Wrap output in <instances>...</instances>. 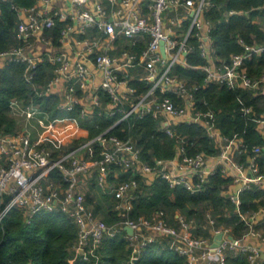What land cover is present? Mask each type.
I'll list each match as a JSON object with an SVG mask.
<instances>
[{
    "label": "built area",
    "instance_id": "obj_1",
    "mask_svg": "<svg viewBox=\"0 0 264 264\" xmlns=\"http://www.w3.org/2000/svg\"><path fill=\"white\" fill-rule=\"evenodd\" d=\"M210 6L211 0H38L31 7L16 8L17 43L0 52V69L6 62L26 64L24 78L35 97L58 96L61 112H76L85 118L107 112L121 118L102 133L83 140L87 132L76 119H53L34 98L29 102L11 99L10 114L20 130L15 134L0 131V225L12 210L22 211L28 224L38 213L61 211L78 228L70 264L78 257L87 262L98 260L103 241L119 236L129 243L131 264L158 238H168L170 248L185 257L186 264H226L228 254H244L248 264H264V206L245 214L240 200L245 190H264V173L258 163L264 147L245 143L239 134L223 136L215 114L196 109L197 88L173 74L177 66L200 68L206 83L264 93V74L252 79L245 68V62L263 53L264 46L246 47L244 53L219 65L213 55L211 23L205 19ZM56 27H60V38L55 43L52 31ZM193 37L198 39L206 61L200 67L187 61ZM44 63L51 65L53 75L39 87L36 69ZM134 80L147 82L150 88L137 95L130 84ZM101 93L108 96L107 102L101 100ZM242 112L250 115L253 109L243 108ZM146 114L159 120L160 128L172 138L177 136L176 125H201L219 153L189 156L180 145L175 158L157 160L154 167L144 163L133 139H121L111 130L133 115ZM253 121L264 132V118ZM69 122L79 131L71 142L67 138L63 142L58 135ZM113 167L143 176L148 185L160 176L171 188L183 187L191 194L201 192L209 176L220 168L232 179L227 196L246 229L235 237L231 228L217 225L210 213L207 238L195 236V221L183 216H178V228L167 223L162 211L150 219H132L129 214L139 182L135 177L120 180ZM91 182L114 196L112 209L118 221L108 224L95 215L87 199ZM127 227L132 228V235ZM219 234L222 238L217 242Z\"/></svg>",
    "mask_w": 264,
    "mask_h": 264
},
{
    "label": "trees",
    "instance_id": "obj_2",
    "mask_svg": "<svg viewBox=\"0 0 264 264\" xmlns=\"http://www.w3.org/2000/svg\"><path fill=\"white\" fill-rule=\"evenodd\" d=\"M37 2L38 0L0 2V52L17 43L15 35L19 18L16 8H28ZM205 19L211 23L213 55L219 65L228 62L232 55L244 53L246 47L264 46V0H211ZM52 35L56 43L60 38V27H56ZM190 43L193 50L187 55L189 65L203 66L206 61L201 56L198 39L193 37ZM245 68L252 79L260 78L264 74V52L248 59ZM25 69L26 64L19 62H6L0 69V131L15 134L20 130L18 121L10 114L9 103L13 98L25 102L34 98L35 104L53 119H76L79 126L87 132V137L83 140L102 133L121 118V115L110 116L107 112H96L92 118L81 117L76 112H61L58 109V96L35 97L33 88L25 81ZM173 74L189 87L197 88L194 94L196 109L202 112L212 111L223 136L230 138L239 134L245 143L264 147V132L261 133L253 121L257 117L264 118L263 92L231 88L217 82L206 83V75L200 68L177 66ZM52 75L51 65L41 64L36 69V85L43 86ZM130 84L137 90V95L150 88L147 82L134 80ZM169 94L167 95L175 99V96ZM101 96L104 103L108 101L107 95L101 93ZM250 107L253 112L245 115L242 109ZM160 126V121L151 114L143 117L133 115L112 129L111 133L121 139L132 138L141 151V160L152 167L157 160L175 158L180 145L189 156L203 153L210 157L219 153L217 144L199 124L176 125L175 138L167 135ZM181 139L182 142L179 141ZM258 163L264 173V155L258 159ZM113 169L120 173V180L135 177L139 182L134 207L129 214L132 219H150L162 211L167 223L178 228V216H183L188 221H195V236L207 238L209 228H204V225H208L207 215L210 213L217 225L231 228L235 237L246 229L245 223L236 214L235 204L227 196L232 179L225 176L220 168L209 176L203 190L197 194H191L183 187L171 188L160 176L155 177L148 185L141 175L124 173L118 167ZM53 176L58 181L57 175ZM111 180L115 181L114 178ZM90 186L98 188L94 182ZM102 194L107 200L112 198V202L114 201L113 195ZM240 200L242 213H253L264 206V190H245L241 193ZM92 202L93 199L89 197L88 203L95 215L106 223L112 224L119 220L112 211V203L102 207V202ZM77 238L76 224L59 210L38 213L30 224L22 211L12 210L0 225V264H70V260L75 257L73 246ZM131 254L129 243L122 236L109 237L98 250V260L94 258L87 262L78 257L74 264H131ZM133 264H186V259L170 248L168 238H158L142 250L140 258ZM226 264H248V260L244 254H228Z\"/></svg>",
    "mask_w": 264,
    "mask_h": 264
},
{
    "label": "rangeland",
    "instance_id": "obj_3",
    "mask_svg": "<svg viewBox=\"0 0 264 264\" xmlns=\"http://www.w3.org/2000/svg\"><path fill=\"white\" fill-rule=\"evenodd\" d=\"M33 133L35 134V131L33 130ZM65 135V133H62ZM63 135V136H64ZM68 142H71V137H68L67 138ZM66 142V141H65ZM90 193L91 194V198L96 200V203H100L102 202V207L104 206H109L110 203H112V206H113V203L114 201L112 202V198H110V200H107L106 198H104L103 194H102V191H100L98 188L96 189H93L89 184L87 186V194ZM87 198H88V195H87ZM113 208V207H112ZM113 211V209H112ZM115 213V212H114ZM204 228L208 229V225H204Z\"/></svg>",
    "mask_w": 264,
    "mask_h": 264
},
{
    "label": "crops",
    "instance_id": "obj_4",
    "mask_svg": "<svg viewBox=\"0 0 264 264\" xmlns=\"http://www.w3.org/2000/svg\"><path fill=\"white\" fill-rule=\"evenodd\" d=\"M62 127H64V129L62 130V133H65V135L64 134H62V133H60L59 135H58V137H59V139H61L63 142H65L64 140L66 139V138H68V137H72L73 135H75L78 131H77V129L74 127V124L72 123V122H69V124H67V126H62ZM64 135V136H63ZM89 185H91V183H89ZM88 195V198L90 197L91 198V194L90 193H88L87 194ZM87 198V199H88ZM93 204L94 203H96V200H94L93 199V202H92Z\"/></svg>",
    "mask_w": 264,
    "mask_h": 264
},
{
    "label": "water",
    "instance_id": "obj_5",
    "mask_svg": "<svg viewBox=\"0 0 264 264\" xmlns=\"http://www.w3.org/2000/svg\"><path fill=\"white\" fill-rule=\"evenodd\" d=\"M161 52H162V54H163V57L165 58L166 55H165V51H164V43L161 44ZM126 231H127L128 234H130V235L133 234V230H132V228L127 227V228H126ZM221 238H222V234H219V235L216 236V239H215V240L218 242ZM214 245H217V243H215Z\"/></svg>",
    "mask_w": 264,
    "mask_h": 264
}]
</instances>
